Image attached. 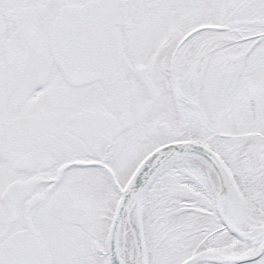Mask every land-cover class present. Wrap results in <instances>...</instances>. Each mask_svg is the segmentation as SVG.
Here are the masks:
<instances>
[{
  "label": "snow or ice",
  "instance_id": "1",
  "mask_svg": "<svg viewBox=\"0 0 264 264\" xmlns=\"http://www.w3.org/2000/svg\"><path fill=\"white\" fill-rule=\"evenodd\" d=\"M0 264H264V0H0Z\"/></svg>",
  "mask_w": 264,
  "mask_h": 264
}]
</instances>
